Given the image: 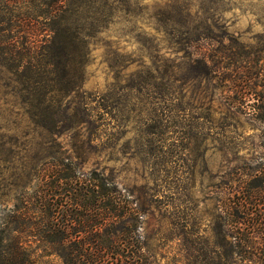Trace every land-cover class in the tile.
<instances>
[{"label":"rangeland","instance_id":"1","mask_svg":"<svg viewBox=\"0 0 264 264\" xmlns=\"http://www.w3.org/2000/svg\"><path fill=\"white\" fill-rule=\"evenodd\" d=\"M53 27L66 70L37 64ZM209 55L210 72L191 64ZM263 103L264 0H0V199L50 155L87 151L83 170L141 198L156 264L230 250L217 202L264 168ZM169 230L181 240L158 241Z\"/></svg>","mask_w":264,"mask_h":264},{"label":"trees","instance_id":"2","mask_svg":"<svg viewBox=\"0 0 264 264\" xmlns=\"http://www.w3.org/2000/svg\"><path fill=\"white\" fill-rule=\"evenodd\" d=\"M52 30L53 51L42 55L37 64L40 68L62 66L66 70L68 64L61 57L66 54L58 52L69 50L68 45L61 41L60 28ZM3 38V45L15 48L12 37ZM214 57L200 56L191 64L210 72L219 64ZM210 61L215 63L211 67ZM259 110L264 111V106ZM49 158L31 170L28 187L18 185L12 200L0 199V264H156L152 246L156 234H143L146 210L138 195L121 187L106 172L83 170L81 162L89 158L87 151ZM255 180L258 185L253 188ZM255 188L257 194L264 191L263 167L252 180H233L218 200L221 242L231 246L228 253L220 254L216 264H229L236 250L239 256L244 253L246 264H264V202L254 195ZM172 231L158 241L167 244L181 240V233L177 238ZM191 257L195 260L192 264H211L202 262L201 255ZM254 257L259 260L252 262Z\"/></svg>","mask_w":264,"mask_h":264}]
</instances>
